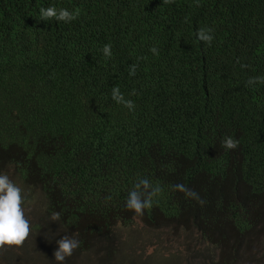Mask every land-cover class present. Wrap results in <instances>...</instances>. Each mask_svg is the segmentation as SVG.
I'll list each match as a JSON object with an SVG mask.
<instances>
[{"label":"trees","instance_id":"trees-1","mask_svg":"<svg viewBox=\"0 0 264 264\" xmlns=\"http://www.w3.org/2000/svg\"><path fill=\"white\" fill-rule=\"evenodd\" d=\"M51 6L79 15L40 20ZM261 76L264 0H0V174L42 200L0 264H57L65 235L80 247L64 264H123L113 233L136 220L197 236L205 264H264V84H247ZM141 177L162 191L137 216L126 200Z\"/></svg>","mask_w":264,"mask_h":264},{"label":"clouds","instance_id":"clouds-1","mask_svg":"<svg viewBox=\"0 0 264 264\" xmlns=\"http://www.w3.org/2000/svg\"><path fill=\"white\" fill-rule=\"evenodd\" d=\"M173 0H163V3H172ZM79 13L69 12L67 9H57L55 6L40 9V20L63 21L69 23L78 17ZM187 22V19H186ZM213 29L204 27L198 30L197 39L211 45L214 40ZM105 57L112 56L111 44H105L101 49ZM150 51L154 55H159L158 49L153 46ZM137 65L130 66L129 75L136 74ZM257 83L264 84V76L249 77L247 84L255 86ZM112 99L123 104L129 110H134L135 105L132 100L125 99L119 86L112 88ZM221 146L228 150L236 149L239 141L231 136H226ZM174 190L184 193L186 198L195 199L201 206L206 201L201 199L199 194L185 184H176ZM162 189L159 186H153L147 177L138 178L134 187L128 194L126 207L137 216H143L145 209L153 207L154 198L158 197ZM107 199H110L108 197ZM24 202L23 191L18 187L7 174H0V250L5 245L22 247L30 235V222L26 219L22 209ZM52 221L60 219V213L54 212L51 216ZM58 249L54 251V257L57 264H64L66 258L71 257L75 250L80 247V241L68 235L63 236L57 241Z\"/></svg>","mask_w":264,"mask_h":264},{"label":"rangeland","instance_id":"rangeland-1","mask_svg":"<svg viewBox=\"0 0 264 264\" xmlns=\"http://www.w3.org/2000/svg\"><path fill=\"white\" fill-rule=\"evenodd\" d=\"M3 174L22 189L24 202L22 209L26 219L32 223L41 217L42 200L35 191L29 194L23 188L21 180L8 169ZM174 229H164L161 226L146 227L139 220H136L130 227L115 228L110 246L116 249L115 260L123 264H186V248L194 250L199 260L195 264H205L206 252H203L205 246L197 236L184 235L180 237L173 234ZM202 249V251H199Z\"/></svg>","mask_w":264,"mask_h":264}]
</instances>
